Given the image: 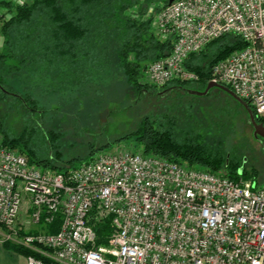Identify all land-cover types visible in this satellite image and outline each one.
<instances>
[{"label":"built area","instance_id":"2783aa9c","mask_svg":"<svg viewBox=\"0 0 264 264\" xmlns=\"http://www.w3.org/2000/svg\"><path fill=\"white\" fill-rule=\"evenodd\" d=\"M152 24L173 37L169 54L145 68L154 86L198 82L186 58L239 36L245 46L217 61L209 81L247 101L264 125V0H173ZM0 227V242L26 249L27 264H264V186L118 148L53 171L0 139Z\"/></svg>","mask_w":264,"mask_h":264},{"label":"trees","instance_id":"16d2710c","mask_svg":"<svg viewBox=\"0 0 264 264\" xmlns=\"http://www.w3.org/2000/svg\"><path fill=\"white\" fill-rule=\"evenodd\" d=\"M167 3L168 0H165L157 8ZM0 8L14 12L0 26L7 45V53L0 54V63L6 60V55H10L23 66H27V62L37 65L46 63L49 68L62 64L66 68L63 72L73 77V86L78 92H84L83 85L94 75L91 70L99 75L104 70L105 60H108L107 54L115 52L117 59L114 67L125 77L130 91L135 94L179 90L196 97L198 95L189 94L187 90H204L211 78L212 66L245 46L239 36L225 34L186 58L184 64L199 75L198 82L173 80L164 86H154L140 82L145 68L151 61L169 54L173 37L163 39L155 33L152 17L139 6L137 0H30L14 6L9 1L0 0ZM0 86L6 90L0 88L1 100L8 97L18 100L29 115L17 135L7 131L3 121H0L1 144L26 155L31 164L63 172L108 146L93 147L85 159H67L61 163L63 152L59 132L43 127L39 120L31 121L37 113L40 116L46 111L37 109V100L30 94L10 90L1 79ZM255 119L262 121L256 115ZM130 136L135 137L136 151L142 154L184 162L215 173L224 167L228 171L221 174L232 179H254L255 172H245L242 165L230 159L226 164L225 155L217 149H209L201 142V136L195 133L179 135L170 119L151 120L147 116L135 132L127 135ZM59 221L56 219L47 230L55 232ZM107 229L105 222L96 229L98 242L104 241ZM16 248L24 255L29 253L24 248Z\"/></svg>","mask_w":264,"mask_h":264},{"label":"rangeland","instance_id":"374dc122","mask_svg":"<svg viewBox=\"0 0 264 264\" xmlns=\"http://www.w3.org/2000/svg\"><path fill=\"white\" fill-rule=\"evenodd\" d=\"M5 1L14 6L30 0ZM137 1L153 17L157 6L165 0ZM13 14L12 10L0 8V26ZM6 47L0 29V54L6 52ZM6 56L0 63V79L10 90L33 96L37 109L46 111L40 116L37 113L31 121L39 120L43 127L59 132L61 163L67 159H85L93 147L105 144L108 146L102 150H136L135 137L127 135L135 132L148 116L151 120H172L179 135L201 136V142L209 149L225 155L226 164L230 159L242 165L245 172H255V184L264 186V140L254 138L244 107L218 88L210 89L206 96L196 97L179 90L137 95L130 91L125 77L117 73L116 53L111 52L106 56L104 70L98 75L92 69L94 75L83 85L84 92H78L73 86V77L63 72L66 68L62 64L49 68L46 63L27 62L23 66L10 55ZM140 82L148 83L144 76ZM27 117L26 109L18 100L0 99V121L7 131L17 135ZM227 171L222 167L219 173Z\"/></svg>","mask_w":264,"mask_h":264},{"label":"water","instance_id":"95a60500","mask_svg":"<svg viewBox=\"0 0 264 264\" xmlns=\"http://www.w3.org/2000/svg\"><path fill=\"white\" fill-rule=\"evenodd\" d=\"M173 0H168V4L171 3ZM219 88L225 92H227L229 95H231V97H233L236 101H238L243 107L244 109L247 111L248 117H249V122L253 127V136L254 138H261L262 140H264V125L262 122H257L255 119V115L253 110L251 109V107L249 106L248 102L243 100L242 98L238 97L233 91H231L228 87L213 82V81H208L206 87L204 88V90H196V89H188L187 92L189 94H193V95H198V96H203L205 94L208 93V91L213 88ZM0 88L3 91H6L4 88H2L0 86Z\"/></svg>","mask_w":264,"mask_h":264},{"label":"crops","instance_id":"0c3cea01","mask_svg":"<svg viewBox=\"0 0 264 264\" xmlns=\"http://www.w3.org/2000/svg\"><path fill=\"white\" fill-rule=\"evenodd\" d=\"M0 232V237H1ZM0 264H27L25 255L9 242H0Z\"/></svg>","mask_w":264,"mask_h":264},{"label":"flooded vegetation","instance_id":"af4514ba","mask_svg":"<svg viewBox=\"0 0 264 264\" xmlns=\"http://www.w3.org/2000/svg\"><path fill=\"white\" fill-rule=\"evenodd\" d=\"M256 139H258V140H262L261 138H256Z\"/></svg>","mask_w":264,"mask_h":264}]
</instances>
